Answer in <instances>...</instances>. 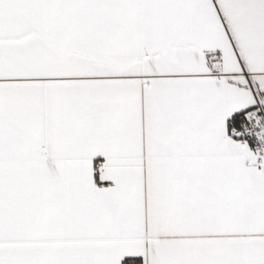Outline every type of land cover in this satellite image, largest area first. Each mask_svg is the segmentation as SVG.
<instances>
[{
  "label": "snow or ice",
  "instance_id": "obj_1",
  "mask_svg": "<svg viewBox=\"0 0 264 264\" xmlns=\"http://www.w3.org/2000/svg\"><path fill=\"white\" fill-rule=\"evenodd\" d=\"M0 264H264V0H0Z\"/></svg>",
  "mask_w": 264,
  "mask_h": 264
}]
</instances>
